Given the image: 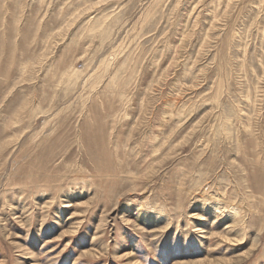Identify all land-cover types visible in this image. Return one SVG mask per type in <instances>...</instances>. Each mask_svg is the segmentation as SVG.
I'll return each instance as SVG.
<instances>
[{
    "label": "rangeland",
    "instance_id": "374dc122",
    "mask_svg": "<svg viewBox=\"0 0 264 264\" xmlns=\"http://www.w3.org/2000/svg\"><path fill=\"white\" fill-rule=\"evenodd\" d=\"M0 264H264V0H0Z\"/></svg>",
    "mask_w": 264,
    "mask_h": 264
}]
</instances>
